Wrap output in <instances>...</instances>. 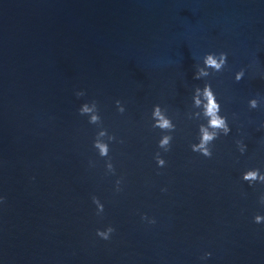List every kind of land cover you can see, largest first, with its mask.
Masks as SVG:
<instances>
[{"label": "water", "instance_id": "1", "mask_svg": "<svg viewBox=\"0 0 264 264\" xmlns=\"http://www.w3.org/2000/svg\"><path fill=\"white\" fill-rule=\"evenodd\" d=\"M220 52L209 81L231 132L206 159L186 113L196 65ZM92 100L102 127L78 114ZM157 104L177 127L167 153ZM262 124L264 0H0V264H264V184L241 179L264 172ZM102 129L115 175L93 148Z\"/></svg>", "mask_w": 264, "mask_h": 264}, {"label": "clouds", "instance_id": "2", "mask_svg": "<svg viewBox=\"0 0 264 264\" xmlns=\"http://www.w3.org/2000/svg\"><path fill=\"white\" fill-rule=\"evenodd\" d=\"M226 52L220 53H207L203 56L202 62L195 67L194 80H204L203 87H195L192 95V103L189 111L186 113V118L190 121H203L198 123L197 140L198 143L190 144V149L193 153H198L206 159L213 157V145L216 140L221 136H228L231 132V128L228 123V117L221 115L222 107L221 103L217 99V94L213 90L212 84L209 78L215 74L221 73L227 67ZM245 76V70L241 69L235 74V82H240ZM84 92H77V98L84 96ZM117 111L120 114L125 112V108L121 101L116 102ZM248 107L250 110H255L260 107V100L253 98L248 101ZM80 116H87L88 123L91 125L102 127V118L99 114L98 102L92 100L90 103H84L78 109ZM150 127L152 130H159L162 135L158 141L157 147L163 152L167 153L171 151L172 141L174 139L173 133L177 131L176 124L173 123V119L168 115L167 108H162L159 104L154 105L150 117ZM264 128V124L261 125ZM116 141L115 135H109L106 129L100 130L93 142V148L98 152L100 158L106 160L105 168L107 173L112 175L116 174L115 167L111 162L109 156L110 147L109 145ZM123 143V141H119ZM236 146L243 155L246 151V146L242 141L237 140ZM156 165L158 168L166 166L165 159L162 158L161 153L158 151L154 156ZM242 181L247 183L250 187L256 184H264V172H261L259 168H252L246 170L241 177ZM116 191L119 192L122 179L116 180ZM4 202V198L0 197V203ZM92 203L96 205L97 215H101L104 211L103 205L100 200L96 197H92ZM259 203L264 205V195L260 196ZM142 220H148L147 216H142ZM149 223L154 224L155 220H149ZM253 223L261 224L264 223V216L255 215ZM115 229L111 226L105 230H97L96 235L103 239H110L111 234ZM211 253H205L202 259H208Z\"/></svg>", "mask_w": 264, "mask_h": 264}]
</instances>
